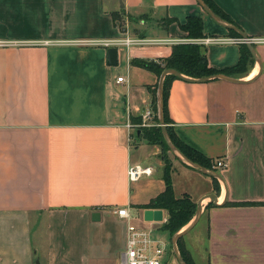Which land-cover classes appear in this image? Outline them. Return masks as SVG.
<instances>
[{
  "label": "crops",
  "instance_id": "1",
  "mask_svg": "<svg viewBox=\"0 0 264 264\" xmlns=\"http://www.w3.org/2000/svg\"><path fill=\"white\" fill-rule=\"evenodd\" d=\"M214 1L233 22L220 16L225 25L215 26L197 0H0V264H120L128 223L120 207L172 242L162 228L168 210L150 221L140 207L166 189L163 148L128 126L155 111L148 87L160 77L131 61L168 57L172 40L187 38L180 24L189 15L202 16L204 37H242L233 25L264 38V0ZM252 44L257 58L247 43L206 45L219 70L250 51L248 66L228 75L239 82H171L174 133L228 163L221 180L165 154L175 195L202 202L183 241L198 264H264V204L226 205L264 202V41ZM132 164L155 171L131 182ZM209 194L218 200L206 207Z\"/></svg>",
  "mask_w": 264,
  "mask_h": 264
},
{
  "label": "trees",
  "instance_id": "2",
  "mask_svg": "<svg viewBox=\"0 0 264 264\" xmlns=\"http://www.w3.org/2000/svg\"><path fill=\"white\" fill-rule=\"evenodd\" d=\"M219 16L223 19L233 22V19L229 14L218 6L214 0H204ZM118 14H115L117 18ZM175 21L171 18L169 22ZM182 30L187 34V38H201L204 37V20L200 15H189L184 23L180 24ZM250 51L242 50L241 58L235 66L219 70L211 67L208 63L206 46L195 43H177L173 45L171 54L166 58L161 59H143L134 58L131 63L147 70H150L161 76L164 70L167 68H174L181 73L194 77L201 78L216 73H224L226 75H234L235 73L242 72L245 67L250 63ZM252 62V61H251ZM178 78L174 75H168L164 82V115L167 130L169 132L172 142L176 147L193 162L198 163L208 169L213 168V162L211 158L204 155L194 147L184 143L174 133L172 126V119L170 118L168 109V98L170 93V87L172 80ZM152 92L153 104L155 109V116L153 121L156 123L150 127H139L142 135L152 143L160 144L164 151L165 167H164V179L166 182V189L157 197L152 199L149 203L140 205L144 209H166L169 212V219L162 226L164 230H167L174 235L176 232L186 226L195 216L197 210V204L193 201L192 197L188 193H184L182 196L177 197L175 195L173 181H172V164L169 158L165 155L166 151L170 148L165 140L162 126L158 115V83L151 87H148ZM140 121V120H139ZM213 202H209L206 207L213 205ZM264 204V202H227L226 205H255ZM184 237L178 241L179 249L187 264H198L190 255L189 251L184 246ZM210 264V263H206Z\"/></svg>",
  "mask_w": 264,
  "mask_h": 264
},
{
  "label": "built area",
  "instance_id": "3",
  "mask_svg": "<svg viewBox=\"0 0 264 264\" xmlns=\"http://www.w3.org/2000/svg\"><path fill=\"white\" fill-rule=\"evenodd\" d=\"M264 38H249L242 37H201V38H184L174 39L173 43H195L200 45H209L214 43H247V42H260ZM122 43L127 45L150 43L149 39L130 38L127 37L121 40ZM5 45V42L0 41V46ZM118 81H124V77L120 76ZM155 111L152 108H147L142 112L141 122L138 125L129 123V127H150L156 123L153 121ZM227 161L218 158L213 162V170L218 171L227 166ZM155 171L152 165L132 164L128 167L127 175L131 182L138 181L144 175H152ZM115 213L122 219L127 220V237L126 248L122 253L120 264H164L167 254L172 250V245L156 238L153 235L154 229L146 226L140 222L139 219L132 216L129 208L120 207L115 210Z\"/></svg>",
  "mask_w": 264,
  "mask_h": 264
},
{
  "label": "water",
  "instance_id": "4",
  "mask_svg": "<svg viewBox=\"0 0 264 264\" xmlns=\"http://www.w3.org/2000/svg\"><path fill=\"white\" fill-rule=\"evenodd\" d=\"M198 3L202 6V8L218 23L225 25L223 19L204 1V0H197ZM227 27H232V29L237 30L241 35L242 38L244 39H249L250 37H248V35L246 33H244L242 30H240L238 27L236 26H230V25H226ZM249 48L251 49V53L253 55L254 58H257L256 56V52L254 50V46L252 44V42H247ZM117 47L115 46H111L107 49V63L109 65H115L117 64ZM168 75H174L177 76L178 78L181 79H185V80H190V81H198V82H207L209 80L212 79H224V80H230V81H241L238 80L234 77L228 76L224 73H216V74H212L209 76H205V77H201V78H194V77H190L187 76L183 73H181L180 71L174 69V68H167L166 70L163 71V73L160 76L159 79V84H158V92H157V97H158V115H159V119H160V123L162 126V130H163V134L165 137V140L170 148L171 151L175 152L181 159H183L184 161H186L188 164L194 166L195 168L199 169L200 171L210 174L216 178H219L221 180H223L221 174L213 169H208L198 163L193 162L191 159H189L188 157H186L177 147L176 145L172 142L169 132L167 130L166 127V123H165V115H164V82H165V78ZM207 197H209L211 200V202L213 203H217L218 200V196L216 194H209ZM202 202H198L197 203V210H196V214L193 217V219L185 226L186 228H182L181 230H179L178 232H176L173 237H172V246H173V250L175 252L177 261L179 264H187V262L185 261L184 257L182 256L180 249H179V245H178V241L180 238L184 237V235H186L199 221L200 216L202 214ZM145 218L146 220H156V221H162L163 220V211L160 209L157 210H153V209H147L145 211Z\"/></svg>",
  "mask_w": 264,
  "mask_h": 264
},
{
  "label": "rangeland",
  "instance_id": "5",
  "mask_svg": "<svg viewBox=\"0 0 264 264\" xmlns=\"http://www.w3.org/2000/svg\"><path fill=\"white\" fill-rule=\"evenodd\" d=\"M205 16H207L208 20L212 24H214L215 26H217V21H215L209 14L206 13ZM137 35H139V34H137ZM165 153L167 154V156H170L173 159H178L177 158L178 155L175 152H173V151H171L169 149ZM204 223H205L204 220L201 221V222H199L198 225L192 230L190 236L191 235H194L199 230H202L203 229V226H204ZM153 235L155 237H159V238H162V239H166V240H163V241H165L168 244V246H171L172 245V242L170 241L169 236L168 237H164V235L161 232V230H159V229L156 230L155 229V231H153ZM39 237H40V232L39 231H36V232L33 233V241L34 242H38V239H40ZM186 238L187 237H184V239H186ZM184 239H183V241H184ZM170 261L173 262V263H171ZM166 264H179L178 261H177V258H176V255H175V252H174L173 249L170 250L169 253L167 254Z\"/></svg>",
  "mask_w": 264,
  "mask_h": 264
},
{
  "label": "bare ground",
  "instance_id": "6",
  "mask_svg": "<svg viewBox=\"0 0 264 264\" xmlns=\"http://www.w3.org/2000/svg\"><path fill=\"white\" fill-rule=\"evenodd\" d=\"M184 228H186V227H184ZM184 228H183V229H184Z\"/></svg>",
  "mask_w": 264,
  "mask_h": 264
}]
</instances>
